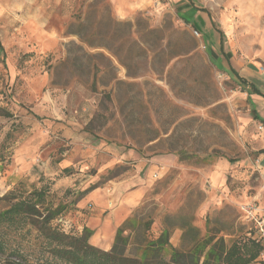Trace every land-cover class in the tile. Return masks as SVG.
<instances>
[{
	"label": "rangeland",
	"instance_id": "374dc122",
	"mask_svg": "<svg viewBox=\"0 0 264 264\" xmlns=\"http://www.w3.org/2000/svg\"><path fill=\"white\" fill-rule=\"evenodd\" d=\"M118 1L128 14L115 0H0V209L13 189L47 187L54 206L101 186L129 167L97 175L102 162L133 149L167 156L138 206L152 238L167 222L181 247L191 218L202 236L247 239L242 206L264 202V108L249 95L264 79V0ZM183 2L210 32L180 15ZM83 144L91 152L68 164ZM17 243L25 264H55L37 231Z\"/></svg>",
	"mask_w": 264,
	"mask_h": 264
},
{
	"label": "trees",
	"instance_id": "16d2710c",
	"mask_svg": "<svg viewBox=\"0 0 264 264\" xmlns=\"http://www.w3.org/2000/svg\"><path fill=\"white\" fill-rule=\"evenodd\" d=\"M182 36L183 42L192 43L190 37L184 33ZM252 89L260 93L256 87L252 86ZM178 153L181 160L196 157L185 150ZM1 154L0 161L8 162L9 158L3 159ZM64 170L70 169L66 167ZM97 186L91 184L80 190L77 198ZM48 194L47 187H35L26 194L13 189L3 197L10 204L0 209V254H7L4 260L0 258L1 264H25L21 245H14L12 241L32 229L42 238L43 248L50 252L46 261L55 264H264L261 257L263 246L251 227L248 238L242 241L233 237L202 236L200 228L188 218L178 226L181 247H177L171 241L175 228L165 222L158 236L152 238L149 232L154 219L143 216L138 207L117 229L111 249L104 250L91 244L93 231L90 228L79 230L69 220V202L65 200L53 206L47 201ZM132 247L134 253L130 252ZM168 248L171 249L169 258L166 257Z\"/></svg>",
	"mask_w": 264,
	"mask_h": 264
},
{
	"label": "crops",
	"instance_id": "0c3cea01",
	"mask_svg": "<svg viewBox=\"0 0 264 264\" xmlns=\"http://www.w3.org/2000/svg\"><path fill=\"white\" fill-rule=\"evenodd\" d=\"M115 3L121 6L123 12L127 14L130 12L120 1L115 0ZM155 3L157 6L162 5L161 0H157ZM178 10L181 16L191 21L196 27H198L197 23L200 22L203 27L198 28L202 31L210 32L208 19L204 13L193 5L183 2L178 5ZM220 39L222 46V37ZM230 69L238 73L234 66ZM251 85L256 87L260 93L255 92ZM250 88L251 91L249 95L252 98L254 106L259 105L264 108V79H262L258 73L256 80L250 83ZM256 115L259 116L258 119L264 118V115H262V118L261 115L255 111V117ZM84 147L87 148V151L91 152V147L87 144H83V147H79L76 153L65 159L66 162L69 164V161L71 162L74 161L75 158H79L80 154L85 156L83 154L85 152V149H83ZM165 158H167V156H156L148 160L141 157L138 152L133 149L116 151L114 156L107 159V162H102L98 168L97 175L119 163L127 164L129 167L119 176L109 179L103 185L97 186L80 198H77L79 191H77V194L73 192L68 197L70 199H67V202H69V220L74 223L79 230L88 227L93 231L90 238L91 244L104 250L111 249L117 229L126 219L132 216L135 209L142 203L151 189L153 183L152 173L153 176L158 175V170H155L157 166L156 163L164 162ZM82 185L84 187H82L81 190L86 188L84 183ZM262 204H264V202H262Z\"/></svg>",
	"mask_w": 264,
	"mask_h": 264
},
{
	"label": "built area",
	"instance_id": "2783aa9c",
	"mask_svg": "<svg viewBox=\"0 0 264 264\" xmlns=\"http://www.w3.org/2000/svg\"><path fill=\"white\" fill-rule=\"evenodd\" d=\"M200 35L199 30H195ZM245 218L255 231V236L263 246L261 257L264 259V204L258 199H253L242 206Z\"/></svg>",
	"mask_w": 264,
	"mask_h": 264
}]
</instances>
